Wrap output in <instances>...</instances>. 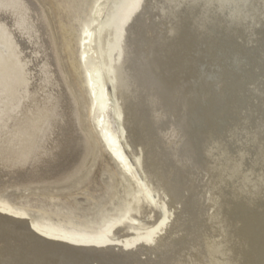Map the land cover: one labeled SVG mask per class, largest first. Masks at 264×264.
<instances>
[{"label":"bare ground","instance_id":"bare-ground-1","mask_svg":"<svg viewBox=\"0 0 264 264\" xmlns=\"http://www.w3.org/2000/svg\"><path fill=\"white\" fill-rule=\"evenodd\" d=\"M86 5L82 105L50 5L0 0V193L78 182L100 147L121 206L77 224L0 194V264H264V0Z\"/></svg>","mask_w":264,"mask_h":264},{"label":"rangeland","instance_id":"rangeland-1","mask_svg":"<svg viewBox=\"0 0 264 264\" xmlns=\"http://www.w3.org/2000/svg\"><path fill=\"white\" fill-rule=\"evenodd\" d=\"M51 7L53 33L57 37L63 63L69 74L71 85L81 104L85 98L76 69V45L68 40L66 27L78 30L85 18L87 0H40ZM1 197L22 204L33 216H43L57 221L69 217L79 224L97 220L100 215L107 217L117 214L121 206V186L118 172L107 154L98 147L97 157L78 182L36 184L27 190L9 188ZM91 201L86 205L84 202Z\"/></svg>","mask_w":264,"mask_h":264},{"label":"snow or ice","instance_id":"snow-or-ice-1","mask_svg":"<svg viewBox=\"0 0 264 264\" xmlns=\"http://www.w3.org/2000/svg\"><path fill=\"white\" fill-rule=\"evenodd\" d=\"M262 191H264V188H262Z\"/></svg>","mask_w":264,"mask_h":264}]
</instances>
